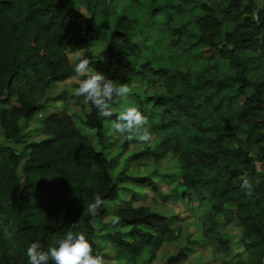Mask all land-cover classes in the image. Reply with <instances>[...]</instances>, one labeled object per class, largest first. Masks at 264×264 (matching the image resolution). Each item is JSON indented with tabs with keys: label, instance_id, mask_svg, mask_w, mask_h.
<instances>
[{
	"label": "trees",
	"instance_id": "obj_1",
	"mask_svg": "<svg viewBox=\"0 0 264 264\" xmlns=\"http://www.w3.org/2000/svg\"><path fill=\"white\" fill-rule=\"evenodd\" d=\"M116 1L109 0L99 16L95 11L87 16L73 0H0L4 137L17 140L19 119L37 109L21 89L29 74L45 86L70 78L74 68L64 49L104 36L105 56L84 57L92 70L118 84L137 68L167 82L163 93L129 100L160 136L154 148L134 157L159 160L176 153L182 184L207 198L215 214L226 215L231 210L225 205H233L249 264H264V0L260 7L253 0H142L149 17L161 14L163 19L153 45L161 47L163 41L166 49L151 53L149 41L131 32L123 16L114 15ZM112 16L114 24L106 27ZM205 47L212 49L209 57L203 56ZM88 106L83 124L102 143L104 119ZM43 131L48 138L26 143L20 151L0 144V239L15 250L14 260L3 254L0 264H28L31 243L40 242L47 250L68 231L83 232L96 254L97 229L87 207L99 195L96 222L106 213L105 202L118 197L112 160L76 128L69 113L45 117ZM243 178L251 182V196L241 190ZM137 183L155 188L148 178ZM114 212L128 227L109 236L117 258L133 262L143 252L153 258L162 242L174 237L167 217L148 207L125 203ZM185 258L179 250L162 264Z\"/></svg>",
	"mask_w": 264,
	"mask_h": 264
},
{
	"label": "rangeland",
	"instance_id": "obj_2",
	"mask_svg": "<svg viewBox=\"0 0 264 264\" xmlns=\"http://www.w3.org/2000/svg\"><path fill=\"white\" fill-rule=\"evenodd\" d=\"M73 1L79 12L89 16L95 11L96 16H99L101 9L107 8L109 0ZM132 1L130 3L128 0H117L114 15L123 16L131 32L149 41L150 47L147 49L149 53L166 49L163 41L161 47L153 45V41L158 39L162 32L161 14L149 17L147 14L149 7L144 6L142 0ZM206 1L202 0V2ZM220 1L222 4L226 3L224 0ZM253 1L257 7H260L263 0ZM155 5L156 3H152L153 7ZM114 17H111L106 27L114 24ZM106 47V39L102 36L75 50L69 48L64 50L74 68L84 57H89L90 60L102 59L106 54ZM212 53L211 48L205 47L203 56L209 57ZM182 60V56L179 55V61ZM188 63L192 62L187 61ZM73 77L74 75L61 82L51 81L45 86L29 74L21 89L34 100L37 109L33 115L19 119L20 137L17 140L5 138L0 127V144L20 151L26 143L46 139L49 135L43 131L45 117L66 111L76 128L112 160L110 174L118 188V197L113 201L105 202V215L94 222L97 229L94 236L96 254L103 256L109 264H162L169 255L182 250L186 253V258L179 264H249L251 255L242 242V226L235 217L233 205H225L231 210L226 215L215 214L207 198L199 195L192 188H186L182 184V168L176 153H169L159 160H155L150 155L134 157L144 149H152L159 143L160 136L154 131H151L152 142L142 145L135 141L130 142L118 134H112L103 121L104 139L102 143H98L95 130L83 124L85 114L89 111L88 104H85L81 97L72 95L73 89L77 86ZM123 83H128L133 89L129 100L163 93L167 87V82L160 75L141 71L140 68L135 69L130 78ZM129 100L127 104H116L115 114L126 107H131ZM3 108L0 105V110ZM138 178L151 179L155 188L140 186L137 183ZM125 203L135 207L145 206L167 217V223L173 229L174 237L163 241L153 258H150L147 252L141 253L133 262L116 257V246L110 241L109 236L116 232L125 233L128 230V227L121 223L112 224V218L116 216L114 209L123 207ZM3 254L9 256L11 260L15 258L13 245L0 239V256Z\"/></svg>",
	"mask_w": 264,
	"mask_h": 264
},
{
	"label": "clouds",
	"instance_id": "obj_3",
	"mask_svg": "<svg viewBox=\"0 0 264 264\" xmlns=\"http://www.w3.org/2000/svg\"><path fill=\"white\" fill-rule=\"evenodd\" d=\"M91 61L81 58L74 67V77L77 86L72 95L83 97L85 104H91L96 109L98 117L104 119L112 134L125 137L128 141L148 145L152 142L153 133L148 118L136 107H126L115 114V105L127 104L133 94L128 83H116L103 73L92 70ZM115 114V118L114 117ZM246 195H252V185L249 179L243 178L240 185ZM102 200L97 195L95 202L89 204L87 211L95 222ZM120 221L119 216L112 218V224ZM28 264H109L103 256L93 253V245L83 232L68 231L64 238L56 241V246L44 249L40 242H33L27 248Z\"/></svg>",
	"mask_w": 264,
	"mask_h": 264
}]
</instances>
